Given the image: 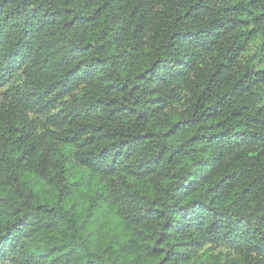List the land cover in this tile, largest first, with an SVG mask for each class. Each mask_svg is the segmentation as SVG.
Returning a JSON list of instances; mask_svg holds the SVG:
<instances>
[{
	"label": "trees",
	"instance_id": "1",
	"mask_svg": "<svg viewBox=\"0 0 264 264\" xmlns=\"http://www.w3.org/2000/svg\"><path fill=\"white\" fill-rule=\"evenodd\" d=\"M0 264H264V0H0Z\"/></svg>",
	"mask_w": 264,
	"mask_h": 264
}]
</instances>
